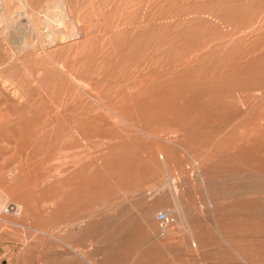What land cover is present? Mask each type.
Segmentation results:
<instances>
[{"label": "rangeland", "instance_id": "1", "mask_svg": "<svg viewBox=\"0 0 264 264\" xmlns=\"http://www.w3.org/2000/svg\"><path fill=\"white\" fill-rule=\"evenodd\" d=\"M0 13L5 264H264V0Z\"/></svg>", "mask_w": 264, "mask_h": 264}, {"label": "bare ground", "instance_id": "2", "mask_svg": "<svg viewBox=\"0 0 264 264\" xmlns=\"http://www.w3.org/2000/svg\"><path fill=\"white\" fill-rule=\"evenodd\" d=\"M19 1L21 2V0H19ZM58 2H60V1H58ZM22 4H23V3H22ZM60 4H61V3H60ZM24 6H25V5H24ZM52 6H53V5H52ZM55 6L57 7L58 5L55 4ZM60 6H61V5H60ZM48 7H50V6H47V8H48ZM17 8H18V7H17ZM50 8H51V7H50ZM50 8H48V12H49V10H51ZM57 8H58V10H59V7H57ZM57 8H56V9H57ZM63 8H64V7H63ZM3 9H5V8H3ZM14 9H15V8H14ZM19 9H20V8H19ZM22 9H23V8H22ZM25 9H26V7H25ZM33 10H34V9H33ZM52 10H53V9H52ZM58 10H57V11H58ZM60 10H62V9H60ZM60 10H59V11H60ZM55 11H56V10H55ZM6 12H7V11H5V13H6ZM17 12H18V11H17ZM31 12H32V11H31ZM60 12H61V11H60ZM5 13H4V14H5ZM0 14H1V13H0ZM2 14H3V12H2ZM4 14H3V16H4ZM31 14H32V13H31ZM10 15H11V14H10ZM13 15H14V14H13ZM17 15H18V14H17ZM25 15H26V14H25ZM3 16L1 15V18H2ZM26 16H27V15H26ZM34 16H37V15L35 14ZM41 16H42V15H41ZM4 17H5V16H4ZM10 17H11V16H10ZM39 18H40V17H39ZM43 18L45 19L44 21H42V19H40V20H41L43 23H46L47 26H48V24L53 25V24L51 23V20H50L51 17H50V19L45 18V16H44ZM58 18H60V17H58ZM28 19H29V18H28ZM35 19H37V18H34V20H35ZM1 20H2V19H1ZM10 20H11V18H10ZM15 20H16V19H15ZM38 20H39V19H38ZM40 20H39V21H40ZM2 21H4V20H2ZM11 21H12V20H11ZM57 21H58V20H57ZM57 21H56V22H57ZM30 22H31V21H30ZM35 22H36V21H35ZM35 22H34V23H35ZM32 23H33V21H32ZM40 23H41V22H40ZM41 24H42V23H41ZM54 24H55V23H54ZM1 25H2V24H1ZM33 25L36 26L37 24L35 23V24H33ZM44 25H45V24H44ZM9 26H10V25H9ZM31 26H32V25H31ZM0 28H1V26H0ZM34 28H35V27H34ZM36 28H37V27H36ZM36 28H35V29H36ZM4 30H5V29H4ZM10 31H11V30H10ZM26 31H27V30H26ZM5 32L7 33V31H5ZM18 32H19V31H18ZM30 32H31V31H30ZM6 33H5V34H6ZM21 33H22V32H21ZM31 33H32V32H31ZM7 34H8V33H7ZM7 34L5 35V37H8ZM38 34H39V32H38ZM38 34H36V35H38ZM3 35H4V34H3ZM22 35H23V34H22ZM38 36H39V35H38ZM34 37H35V36H34ZM42 37H43V36H42ZM53 37H54V35H53ZM59 37H60V36H59ZM49 38H50V40H51V37H49ZM9 39H10V38H9ZM11 39H12V38H11ZM47 39H48V38H47ZM54 39H55V38H54ZM58 39H59V38H58ZM7 40H8V39H7ZM25 40H26V39H25ZM50 40H48V41H50ZM52 40H53V39H52ZM52 40H51V42H52ZM21 42H22V41H21ZM53 42H54V40H53ZM8 43H9V41H8ZM25 44H27V43H25ZM3 45H4V44H3ZM8 58H9V57H8ZM163 226H164V225H163Z\"/></svg>", "mask_w": 264, "mask_h": 264}, {"label": "built area", "instance_id": "3", "mask_svg": "<svg viewBox=\"0 0 264 264\" xmlns=\"http://www.w3.org/2000/svg\"><path fill=\"white\" fill-rule=\"evenodd\" d=\"M155 217L162 225L168 224L171 220L170 216L165 214L163 211H157Z\"/></svg>", "mask_w": 264, "mask_h": 264}, {"label": "crops", "instance_id": "4", "mask_svg": "<svg viewBox=\"0 0 264 264\" xmlns=\"http://www.w3.org/2000/svg\"><path fill=\"white\" fill-rule=\"evenodd\" d=\"M1 259H2V258H0V264H5V262H3Z\"/></svg>", "mask_w": 264, "mask_h": 264}]
</instances>
